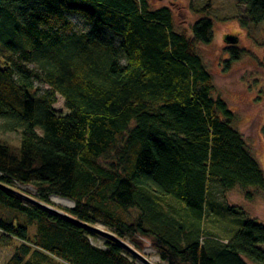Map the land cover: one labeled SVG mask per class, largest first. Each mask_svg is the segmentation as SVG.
Masks as SVG:
<instances>
[{"label": "trees", "instance_id": "1", "mask_svg": "<svg viewBox=\"0 0 264 264\" xmlns=\"http://www.w3.org/2000/svg\"><path fill=\"white\" fill-rule=\"evenodd\" d=\"M235 2L249 24L264 22V0ZM211 39L209 19L177 30L171 10L147 0H0L10 53L0 133L20 132L18 155L0 143V245L20 243L5 264H134L125 238L137 252L148 241L164 264H264V226L207 198L210 183L248 202L264 193L235 115L213 97L198 53ZM223 52L228 67L246 51ZM56 96L66 114L53 109ZM49 195L73 207L52 211ZM168 198L182 204L181 224L160 210ZM112 208L138 217L125 222ZM217 209L241 216L236 230L223 244L200 241L193 231ZM98 236L102 248L90 243Z\"/></svg>", "mask_w": 264, "mask_h": 264}, {"label": "rangeland", "instance_id": "2", "mask_svg": "<svg viewBox=\"0 0 264 264\" xmlns=\"http://www.w3.org/2000/svg\"><path fill=\"white\" fill-rule=\"evenodd\" d=\"M147 1L153 9L169 8L177 30H188V27L202 18L211 21V42L208 45L199 46L198 53L204 67L212 75L215 88L213 97L223 100L235 115L234 127L242 134L250 152L264 173V137L262 134V128H264V22L257 25L249 24L245 8L237 5L235 0ZM71 21L78 27L79 22L75 17H72ZM239 21H244L246 27L242 28ZM227 37L236 39V43H225ZM225 45L236 46V48L246 51L238 61L230 63L228 67L225 65V61L229 59V56L223 52ZM9 55L10 53L0 44V66L4 64ZM36 88L40 92L47 89L45 85L41 84H36ZM53 109L63 114L67 113L64 102L59 96H56ZM1 123L0 121V125ZM0 143L6 145L12 154L17 152L18 155L20 132L0 133ZM19 188L26 199L32 200L30 197L37 195V192L30 187L19 186ZM207 193L209 201L220 205L236 206L242 209L247 217L264 226V193L248 202L242 197L238 188L223 194L215 183L209 184ZM48 200L53 207H46L52 211L73 207L71 201L55 195H49ZM158 204L163 213L181 224L178 215L186 216L182 204L176 203L171 198L163 199ZM173 210L176 211V214ZM110 211L125 222H132L138 217L136 210L120 213L112 208ZM223 211L217 209L211 212V217H206L201 227H197L193 234H197L199 231L200 241L204 240L207 243L223 244L229 241L231 233L236 230V225L231 221L233 218L240 220L241 216L237 217ZM188 222L191 223V220ZM94 228L99 233H109V230L99 224ZM31 234H33V230H31ZM140 241L143 248L141 252H137L125 238V243L129 246L125 248V255L130 261L134 264H164L150 247L148 241ZM7 243L6 247L0 245V264H5L9 260L12 246L20 244L14 239ZM90 243L95 247L102 248L104 240L100 236L91 237Z\"/></svg>", "mask_w": 264, "mask_h": 264}, {"label": "water", "instance_id": "3", "mask_svg": "<svg viewBox=\"0 0 264 264\" xmlns=\"http://www.w3.org/2000/svg\"><path fill=\"white\" fill-rule=\"evenodd\" d=\"M225 43H227V44H235L236 43V39H234V38H232V37H227V38H225ZM39 205H41V204H39ZM41 206H43V205H41ZM43 207H45V206H43ZM49 209V208H48ZM56 212V211H55ZM124 247H126V248H128L125 244H122Z\"/></svg>", "mask_w": 264, "mask_h": 264}, {"label": "bare ground", "instance_id": "4", "mask_svg": "<svg viewBox=\"0 0 264 264\" xmlns=\"http://www.w3.org/2000/svg\"><path fill=\"white\" fill-rule=\"evenodd\" d=\"M263 156H264V154H263Z\"/></svg>", "mask_w": 264, "mask_h": 264}]
</instances>
